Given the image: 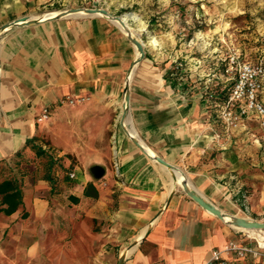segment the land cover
Wrapping results in <instances>:
<instances>
[{
  "label": "crops",
  "instance_id": "crops-1",
  "mask_svg": "<svg viewBox=\"0 0 264 264\" xmlns=\"http://www.w3.org/2000/svg\"><path fill=\"white\" fill-rule=\"evenodd\" d=\"M7 5L0 0V26L13 20L3 10ZM135 58L120 28L98 16L59 18L0 34V161L13 156L14 165L25 169L13 233L26 212L21 220L35 222L42 241L45 233L54 234L53 264H205L230 240L255 245L245 231L189 198L184 183L150 159L130 132L222 212L262 222L264 154L256 152L264 135L226 136L215 127L206 99L188 93L169 76L170 68L161 69L147 54L132 74L123 123L124 80ZM68 97L89 101L69 106ZM259 99L264 103L263 91ZM45 107L50 115L38 121ZM32 138L56 151L53 159L64 157L67 169L53 168L57 184L41 175L45 159L26 146ZM39 247L29 245L28 256ZM222 256L226 264L264 263L251 255Z\"/></svg>",
  "mask_w": 264,
  "mask_h": 264
},
{
  "label": "rangeland",
  "instance_id": "rangeland-1",
  "mask_svg": "<svg viewBox=\"0 0 264 264\" xmlns=\"http://www.w3.org/2000/svg\"><path fill=\"white\" fill-rule=\"evenodd\" d=\"M2 2L3 5L8 4L3 10L8 8L10 18L13 20L23 16L42 17L52 12H65L66 9L77 7L105 8L114 15L124 17L133 33L143 42L144 53L154 59L161 69H173L175 72H172L171 77L182 82L188 93H200L206 99L216 128L231 138L239 137L247 131L258 137L264 135V128L255 111L240 114V108L235 105L232 109L233 115L237 116L234 124L226 122L221 116L236 78L235 67H230L231 58L235 57L240 63L264 64V0H2ZM133 46L136 52V46L134 44ZM262 91L264 98V84L257 95L260 102L262 101L259 99V93ZM82 98L74 104L68 103L69 106L89 101V97ZM244 125L246 128L242 130ZM41 140L49 143L48 139ZM261 141H264V138ZM49 151L52 156L56 153L51 148ZM262 153L264 154V146L257 148L256 154ZM65 156L72 165L78 164L74 156L70 154ZM63 160V156L57 157L56 166L63 168L65 163ZM45 161L42 160L40 164L43 166ZM1 162L0 165H6L13 173L18 174L13 158ZM58 170L60 171V168ZM8 173L9 171L5 170L2 176ZM43 173L44 166L41 170L42 176ZM56 179L55 184L60 178ZM43 197L47 198L52 206L49 194ZM21 217L20 215L18 220L22 225L14 226L17 231L13 233V215L4 217L0 214V264H53L51 253L56 248H53L51 243H55L54 234L48 233L45 229L46 239L42 241L43 231L36 230L35 222L21 220ZM53 226L57 227L56 222ZM24 235L28 239L24 238ZM253 241L255 243L254 239ZM33 243H40V247L38 254L32 257L27 253L28 246ZM260 258L259 261L264 262V256Z\"/></svg>",
  "mask_w": 264,
  "mask_h": 264
},
{
  "label": "built area",
  "instance_id": "built-area-1",
  "mask_svg": "<svg viewBox=\"0 0 264 264\" xmlns=\"http://www.w3.org/2000/svg\"><path fill=\"white\" fill-rule=\"evenodd\" d=\"M230 67H235L236 78L228 98L225 101V106L221 111L222 118L226 122L234 124L237 116L233 115L232 109L235 105H238L240 114H247L250 111H255L260 119L261 126L264 128V104L257 98L258 92L264 84V64L262 62L240 63L235 57H232L230 60ZM82 99V97H68L66 101L69 104H74L75 101H81ZM49 115V109L47 107L43 108L38 117V121L48 119ZM68 176L73 178L75 174L69 172ZM245 234L249 239L253 238L255 240V245L230 240L222 250H214L205 264H226V260L222 256L223 252L233 255L236 258H244L249 255L252 257L264 256V243H260L256 237L251 236L247 231H245Z\"/></svg>",
  "mask_w": 264,
  "mask_h": 264
},
{
  "label": "water",
  "instance_id": "water-1",
  "mask_svg": "<svg viewBox=\"0 0 264 264\" xmlns=\"http://www.w3.org/2000/svg\"><path fill=\"white\" fill-rule=\"evenodd\" d=\"M80 8H84L87 11L91 13V15L87 16H98V17H103L109 21L117 22L120 27L121 31L124 33L125 37L133 44H136L137 47L139 48L140 55L136 60H133L125 77L124 80V86H123V96H126V99L129 104V90H130V84L127 85V76L132 68V66L136 63L139 64V62L143 59L145 53L143 49V42L140 41L138 38V41H136L133 37L129 36V26L126 22V19L122 16H117L109 12L105 8H99V7H77V8H70L66 9L65 11H76ZM64 11V10H60ZM28 16H23L20 18H17L9 23L3 24L0 26V34L3 33L6 30L16 28V27H24L28 25H34L38 23H42L45 21L49 20H54V19H59V18H64L63 16H56V17H45V18H36V19H28ZM112 22V23H113ZM142 151H144L150 159H152L155 163L161 165L163 168H165L168 172L171 173L173 179H176L175 171L178 169L177 167L173 166L169 162L165 161L163 158L158 156L157 154L153 153H148L146 149H144L140 144L132 140ZM144 144V143H143ZM147 148H149L146 144H144ZM180 187V186H179ZM181 189L186 193V195L191 198L193 201H195L199 206H201L203 209L217 217L218 219L222 220L224 223L227 225L233 226L238 229H255V230H264V222L262 221H257L254 219H251L249 217H244V216H236V215H230L227 213L222 212L220 209L215 207L212 203L204 199L199 193H197L193 188H189L187 185L182 184ZM231 218V221H227L226 218ZM122 260V257L120 258V261Z\"/></svg>",
  "mask_w": 264,
  "mask_h": 264
},
{
  "label": "trees",
  "instance_id": "trees-1",
  "mask_svg": "<svg viewBox=\"0 0 264 264\" xmlns=\"http://www.w3.org/2000/svg\"><path fill=\"white\" fill-rule=\"evenodd\" d=\"M172 72L175 71H173V69L168 71L170 77ZM33 140L34 138L27 140L26 146H29L35 157L38 159L44 158L46 160L43 178L52 185L54 183L53 168H55L57 163L49 150L42 148L39 144L33 143ZM11 158H13V156ZM1 161L0 164L2 163ZM56 167L60 168V171L66 170L59 165ZM5 170L9 171V173L2 176ZM17 172L18 174L16 172L13 173L10 167L0 165V214L4 216H12L23 204L22 177L25 174V169L18 168ZM21 216L22 218L25 217L26 212H22Z\"/></svg>",
  "mask_w": 264,
  "mask_h": 264
},
{
  "label": "bare ground",
  "instance_id": "bare-ground-1",
  "mask_svg": "<svg viewBox=\"0 0 264 264\" xmlns=\"http://www.w3.org/2000/svg\"><path fill=\"white\" fill-rule=\"evenodd\" d=\"M87 15H91V13L89 11H87L86 9H84V8H80V9H78L76 11L52 12V13L46 14V15H44L42 17H36V18L56 17V16L57 17L58 16H63V17H66V16L79 17V16H87ZM27 18L28 19H36V18H29V17H27ZM113 23L115 25H117L121 29L120 25L117 22H113ZM128 35L131 36V37H133L136 41H138L137 36L133 33V31L131 30L130 27H129V33H128ZM134 45L136 46V58L134 60H136L139 57L140 52H139V48L137 47V45L136 44H134ZM136 65L137 64L135 63L132 66V68L130 69L129 73H128V76H127V85H129V81L131 79V76L133 74V71H134V68L136 67ZM127 109H128V101L126 99V96L124 95L123 96V103H122V110H123L122 121H123V123L126 122V117H128ZM130 134H131V136L133 137V139L135 141L140 142L139 139H138V137H137V135L134 132H130ZM145 149H147V148L145 147ZM175 175H176V179H179L182 183H184L185 185H187L189 187V185L181 177V174L178 171V169H176ZM189 188H191V187H189ZM226 219H227V221H231V218H228L227 217ZM243 230L244 231H247L251 235H254V237H256L260 241V243H264V230H255V229H243Z\"/></svg>",
  "mask_w": 264,
  "mask_h": 264
}]
</instances>
